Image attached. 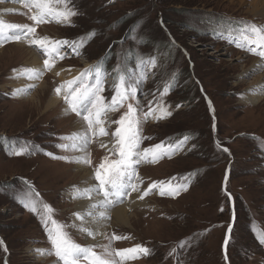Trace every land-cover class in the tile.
<instances>
[{
	"label": "rangeland",
	"instance_id": "374dc122",
	"mask_svg": "<svg viewBox=\"0 0 264 264\" xmlns=\"http://www.w3.org/2000/svg\"><path fill=\"white\" fill-rule=\"evenodd\" d=\"M254 1L71 0L70 7L77 10L79 5L87 15L77 20V14L71 26L39 24L42 32L35 36L72 41L94 29L102 35L92 36L82 54L61 47L64 58L55 57L51 70L44 66L48 57L43 50L28 39L0 45V264L61 263L41 226L43 204L58 214L56 221L75 243L91 246L99 255H105L104 246L109 245L113 253L137 245L150 250V256L125 264H177L178 256V264H264V244L258 239L264 236V102H247L257 96L252 91L256 78L264 81V57L247 51L238 32L251 22L264 28V11L255 12ZM18 4L15 8L12 0H0V21L31 26L29 17L35 9ZM101 6L110 15L107 21L94 23L95 8ZM115 25L119 26L104 34ZM239 43H245V49ZM34 54L44 70L38 84L28 82ZM102 59L128 66L125 84L136 87V99L102 117L108 132L103 137L111 146L107 151L99 135L84 151L73 150L80 141L67 138L86 132L87 124L68 109L63 98L67 91L62 88L57 95L55 89L65 81L53 70L79 72L76 78ZM95 79L91 72L88 83ZM115 83L111 73L105 75V103H110ZM164 88L169 92L164 93ZM54 96L60 97L59 104L47 109ZM127 103L139 105L140 133L147 137L142 148L173 145L171 156L146 167L142 162L135 166L141 192L154 182L182 185L186 190L173 197L153 189L145 196L147 204L131 215L129 226L112 224L104 238L90 236L80 231L84 220L76 218L78 201L71 194L83 185L76 177V160L87 155L92 164H81L94 175L105 155L118 158L108 150L118 127L113 121L127 111ZM150 107L165 113L163 119H144ZM24 143L31 154L13 156V148ZM59 145H67V150ZM30 186L42 200L32 198ZM30 200L36 214L25 207ZM113 235L127 239L111 240Z\"/></svg>",
	"mask_w": 264,
	"mask_h": 264
},
{
	"label": "snow or ice",
	"instance_id": "6c2138e0",
	"mask_svg": "<svg viewBox=\"0 0 264 264\" xmlns=\"http://www.w3.org/2000/svg\"><path fill=\"white\" fill-rule=\"evenodd\" d=\"M17 2H23L29 10L35 9L34 13L29 17L34 25H39L49 21H55L58 24L72 25L73 17L77 16L78 12L74 6L70 7L71 0H17ZM62 5V7H58ZM37 29L35 26L29 25H17V24H5L0 21V45L8 41H20L22 39H28V42L32 45H36L42 49L48 59L44 60V66L46 69L51 70L54 67V58L58 57L63 59L61 54V47L67 45L74 51L77 48L76 41L59 40L52 41L47 37L37 38L35 36ZM250 31V35L246 34ZM238 32L241 33V38L247 44L246 50L252 54L264 57V28L256 25H243ZM80 43H83L81 40ZM245 43H239L237 46L241 49H245ZM119 70L118 68L116 69ZM32 72L33 70H27ZM92 70H85L79 77L74 78L71 81L66 82L64 85L55 89L57 95L61 93L62 88H67V93L64 95V101L68 106V109L81 117L87 124V131L79 134H74L67 139L79 140V144H73V150L84 151L87 145L91 142L93 137L106 136L108 132L103 127L102 117L106 115L108 111H117L124 107L125 102L129 99L135 100L137 89L134 86L125 85V77L119 76L118 82L114 87V94L111 95L110 103H105V96L103 95L104 78L101 73L100 66L95 69L96 79L94 83L89 84L88 78ZM58 74V73H57ZM164 93H168L169 89L164 88ZM139 105H133L127 103V111H125L118 120L113 121L118 127L112 133L115 138L113 147L109 149L110 154L116 155L117 159H112L111 155H105L102 161L94 167V180L96 183L90 188L84 190L83 195L89 196L91 193H95L97 196H102L103 199L99 201V205L93 204L90 209L99 207H108L116 203H122L123 200L132 193H138V199H144L149 195L153 189L158 190L161 196H176L179 191L186 190L182 185H172L171 183L165 184V182H154L150 184L146 189L141 192L140 180L136 165L141 162L155 163L164 156H171L173 145L169 144L165 146L164 143L156 144L150 147L142 148L141 144L143 139L140 133V119L137 116V108ZM144 119L149 117L160 119L163 116H157L156 110L149 108V111L144 112ZM170 115V113H167ZM90 133V135H89ZM107 147V145H101ZM64 150H67V145H59ZM225 152L227 148L223 149ZM12 155L25 154L24 147L13 148ZM77 163H83L91 165L92 161L85 156L78 157ZM38 195V193L36 194ZM30 211L35 213L37 208L35 203L31 200L25 205ZM43 212L45 218V227L47 229V236L49 242L54 251V255L58 258L62 264H125L128 260L139 258L141 255H148L150 250L141 245H137L132 248L116 250L114 253L110 250L109 246H104L105 255L97 254L93 247H84L75 243L69 234L64 231V225L59 224L52 218V208L43 204ZM84 215L92 216L93 212L89 210ZM100 216L103 217L104 213L101 212ZM78 220H83L84 216L77 214ZM48 221L51 222V227H48ZM75 227V225H73ZM80 231L87 232L88 235H94L89 229L80 228ZM231 228H229V233ZM111 240L127 239V237L113 235ZM259 242L264 244V236L259 237ZM2 243V242H0ZM228 240H225V246H227ZM119 257V261L111 259L110 257Z\"/></svg>",
	"mask_w": 264,
	"mask_h": 264
},
{
	"label": "bare ground",
	"instance_id": "6f19581e",
	"mask_svg": "<svg viewBox=\"0 0 264 264\" xmlns=\"http://www.w3.org/2000/svg\"><path fill=\"white\" fill-rule=\"evenodd\" d=\"M12 1L15 4V8H18L19 7L18 3H21V2H17V0H12ZM240 1H241V3L244 4V0H240ZM251 5L253 6L255 12L260 13V12L264 11V0H263V2L256 0V1L252 2ZM49 22H55V21H49ZM14 47L20 48L19 46H14ZM5 51H6V49L3 50V53ZM19 51H21V50L18 49V53H19ZM22 51H23V54H26V56L30 55V53H28V51H26L24 49H22ZM37 62H38V60L36 59V56L34 54L33 58H32L33 72L28 74V75H30V77H29L30 79L28 81L29 83L38 84L39 81L41 80L40 74L44 70H43V66L38 65ZM78 73L79 72H72L69 69H63V68H57L56 70H53V74L56 76L58 75L59 79L65 81V83L73 80L74 77L78 75ZM255 83H257V84L253 87V90L252 89L251 90L255 91L257 96L252 98V99H248V101L246 100L247 102H251L252 104H258L260 102H264V81L256 78ZM23 85H25V84H23ZM66 91H67V88H63L62 92H66ZM59 98L60 97H57V96L51 97L46 108L51 109V108L56 107L59 104ZM156 115L157 116L162 115L164 117L165 113H163L162 111H157ZM149 118L153 122L163 119V118L155 119L152 117H149ZM79 127L81 128L80 125H79ZM101 141H103L105 143V145H107V147H104V150L107 151L106 148L111 147L109 145L110 140H108L106 137L101 136ZM164 157L166 158V156H164ZM142 163L144 165L143 167H146L151 162H142ZM76 168H77L76 177H79L82 179L83 185L78 190L73 189L71 194H72V197L78 201L77 203H78V207H79L78 209H79L80 215L84 216V219H83L84 224L83 225L85 226L86 229H89L90 231H92L93 234L97 235L99 238H104L105 232L109 229V227L112 224H114V225L116 224L118 226H123V227L129 226L131 223V215L134 213V211L138 210V209H142L147 204V202L145 201V197H144V199H138L137 197L139 194L134 192L131 194V196L125 198L122 203H116L118 205L115 206V208L112 207V205H110L106 208L98 206L95 209H90V206L93 204L99 205V201L102 200L103 197L97 196L95 193H91L89 196L83 195L84 190L87 188H90L92 185H94L96 183V181L93 180L94 175L92 174L91 170L87 169V167L85 165L79 163ZM157 194H159L158 190H157ZM89 210H91L93 212V215L92 216L84 215ZM101 212L104 213L103 217L100 216ZM56 264H59V263L57 262Z\"/></svg>",
	"mask_w": 264,
	"mask_h": 264
},
{
	"label": "trees",
	"instance_id": "16d2710c",
	"mask_svg": "<svg viewBox=\"0 0 264 264\" xmlns=\"http://www.w3.org/2000/svg\"><path fill=\"white\" fill-rule=\"evenodd\" d=\"M110 3V2H109ZM107 8H105V6H101V7H97V8H95V14L97 13V16L95 17V18H92V20L94 21V23L96 22V23H102V22H104V21H107V18H106V16H108V15H110L109 14V12H105V10H106ZM77 12H78V14H79V17L77 18V20L81 17V16H83L84 15V13H85V15H87V13H86V11L84 10V8H81L79 5H78V7H77ZM29 23L31 24V26H35L36 27V29H37V31H39V32H42V28H41V26H39V25H34V22L30 19L29 20ZM120 23H122V21L120 22ZM250 25H254V23L253 22H251V24ZM51 26V25H50ZM119 25H115V26H113L111 29H105V32H104V34L106 35H108V32H110V31H114L115 30V28H117ZM96 34V37H97V35H102L101 34V31L100 30H96V29H94V30H91L90 32H88L87 34H85L84 36H82V37H79L78 39H74V40H72V41H76L77 42V48L76 49H78V51L82 54L83 52H84V50H85V48L89 45V42H91V39H93L94 37H92V36H94ZM83 41V43H80V41ZM109 58L110 57H107V60H109ZM126 63V62H125ZM132 64H134L133 63V61H132ZM100 66V69H101V73H102V75H103V78H104V80H105V75H107L108 73H111L112 74V76H113V82H114V80L116 81V82H118V80H119V76L120 75H123L124 77H125V83L126 82H128V79H129V77H130V74H128L129 73V69H128V66L126 65V64H123V65H116V63H115V61L114 60H112V62L110 63L109 61H105V60H103L102 59V61L101 62H98V63H96L94 66H92V67H90L89 69L90 70H92V73L93 74H95V69H96V67L97 66ZM119 69L118 71L116 70V69ZM89 69H87V70H89ZM128 69V70H127ZM94 70V71H93ZM126 85V84H125ZM180 139V138H179ZM26 143H24L23 145H21L20 147H24V149H26V151H25V154H23V155H27V156H29L30 154H31V148L30 147H28V146H26L25 145ZM19 147V148H20ZM18 148V147H17ZM224 153H226V152H224ZM13 156H17V155H13ZM19 156H22V155H19ZM231 175H232V167L230 166V180H231ZM26 182H28L27 180H26ZM29 189H30V191H31V193H32V198H34V197H36L37 199H39V200H42L43 198H42V195L39 193V191L37 190V189H35V188H33V187H28ZM230 190V187L229 186H227L226 187V191H227V193H230L231 194V191H229ZM37 191H38V195H36L37 194ZM183 191H180L179 193H178V195H177V197L182 193ZM232 195V194H231ZM180 196H182V195H180ZM37 206H38V210L41 212L42 210H40V206L37 204ZM27 211H29V209L27 210ZM42 213V212H41ZM35 214H36V212H35ZM42 214H44V212L42 213ZM53 216H52V218L53 219H57L59 216H58V214L57 213H55L54 211H53ZM59 219V218H58ZM48 223V227H51V222L50 221H48L47 222ZM235 225V224H234ZM41 226L43 227V229H44V232L46 233V235H47V229H46V227H45V218H44V216H43V219H42V222H41ZM233 231H234V226L232 227V230H231V234H230V239H229V244H230V242L232 241V239H233V235H232V233H233ZM47 239H48V236H47ZM49 240V239H48ZM256 241H257V239H256ZM74 242H75V240H74ZM183 243H181L180 245H182ZM229 244H228V248H229ZM149 256H150V254H149ZM175 259V261H176V263L178 264V261L180 260V256H178V258L176 259V258H174Z\"/></svg>",
	"mask_w": 264,
	"mask_h": 264
}]
</instances>
